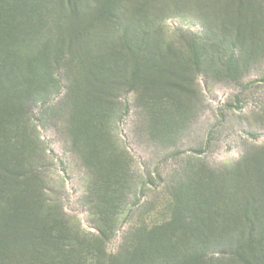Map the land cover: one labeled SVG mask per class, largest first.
I'll use <instances>...</instances> for the list:
<instances>
[{
    "label": "rangeland",
    "instance_id": "1",
    "mask_svg": "<svg viewBox=\"0 0 264 264\" xmlns=\"http://www.w3.org/2000/svg\"><path fill=\"white\" fill-rule=\"evenodd\" d=\"M8 1L20 9L12 47L23 58V75L40 91L22 96L37 97L25 105L34 138L30 157L47 199L85 233L94 232L86 193L91 177L85 155L71 147L63 111L56 113L61 101L70 89L86 91L99 74L122 77L116 66L129 48L136 49L129 42L140 38L143 17L153 25L156 42L167 49L181 42L197 54L200 71L189 84L196 94L185 92L183 113L169 111L171 133L166 124L155 123L145 107L148 97H137L138 88L121 87L115 96L102 145L121 156L132 184L107 253H117L133 223L164 218L167 189L184 170L233 167L245 153L264 148V0ZM6 87L10 97L18 89ZM129 203H138L130 221Z\"/></svg>",
    "mask_w": 264,
    "mask_h": 264
},
{
    "label": "trees",
    "instance_id": "2",
    "mask_svg": "<svg viewBox=\"0 0 264 264\" xmlns=\"http://www.w3.org/2000/svg\"><path fill=\"white\" fill-rule=\"evenodd\" d=\"M17 8L0 0V264H264V148L245 153L233 167L213 170L201 164L184 170L167 189L164 218L133 223L117 253H107L132 184L121 156L102 145L117 92L128 85L138 88L137 97H148L145 107L155 123L166 124L171 133L169 111L184 112L189 100L182 97L186 91L196 94L189 84L200 71L193 46L180 42L167 49L156 42L145 17L138 25L140 38L129 42L136 49L129 48L116 66L122 77L97 75L85 82L86 91L70 89L63 110L56 111L64 113L71 147L87 161L94 232L66 221L47 199L30 157L34 138L25 105L37 97L22 96L40 91L23 75V58L12 47ZM154 45L153 52L147 50ZM6 85L18 88L11 97ZM137 206L131 204L126 220Z\"/></svg>",
    "mask_w": 264,
    "mask_h": 264
}]
</instances>
